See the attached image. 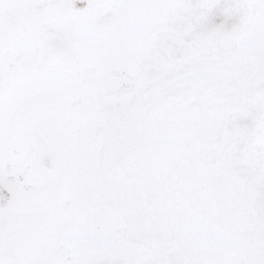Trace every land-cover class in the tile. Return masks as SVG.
<instances>
[{
    "label": "snow or ice",
    "instance_id": "6c2138e0",
    "mask_svg": "<svg viewBox=\"0 0 264 264\" xmlns=\"http://www.w3.org/2000/svg\"><path fill=\"white\" fill-rule=\"evenodd\" d=\"M0 264H264V0H0Z\"/></svg>",
    "mask_w": 264,
    "mask_h": 264
}]
</instances>
